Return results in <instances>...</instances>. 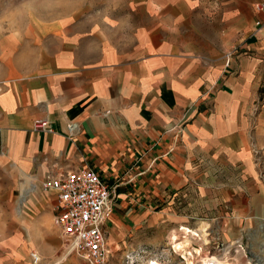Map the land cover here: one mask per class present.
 I'll return each mask as SVG.
<instances>
[{
	"label": "rangeland",
	"instance_id": "obj_1",
	"mask_svg": "<svg viewBox=\"0 0 264 264\" xmlns=\"http://www.w3.org/2000/svg\"><path fill=\"white\" fill-rule=\"evenodd\" d=\"M261 4L264 0H0V49L15 37L17 53H47L50 68L40 74L52 73L53 63L65 57L71 70L142 67L154 84L200 85L202 91L237 55ZM259 93L263 100L264 85ZM257 140L261 143L260 135ZM223 165L192 182L188 195L177 197L152 225L125 236L106 234V264H183L171 251L172 236L186 243V251L202 248L201 258L213 257L216 264H264V148L254 142L236 166ZM16 170L0 148V264H32V252L39 264H86L59 238L53 200L41 191V180ZM251 175L260 190L250 191ZM182 228L201 241L182 238ZM159 256L161 263L154 258Z\"/></svg>",
	"mask_w": 264,
	"mask_h": 264
},
{
	"label": "crops",
	"instance_id": "obj_2",
	"mask_svg": "<svg viewBox=\"0 0 264 264\" xmlns=\"http://www.w3.org/2000/svg\"><path fill=\"white\" fill-rule=\"evenodd\" d=\"M18 41L0 49V148L21 176L41 182L62 171L97 172L116 195L110 238L152 225L192 182L212 167L236 166L252 143L264 148V25L202 91L154 84L142 67L71 70L65 57L40 74L49 56L17 53ZM255 180L250 191L261 189Z\"/></svg>",
	"mask_w": 264,
	"mask_h": 264
},
{
	"label": "built area",
	"instance_id": "obj_3",
	"mask_svg": "<svg viewBox=\"0 0 264 264\" xmlns=\"http://www.w3.org/2000/svg\"><path fill=\"white\" fill-rule=\"evenodd\" d=\"M255 10L257 14L263 13L264 5H256ZM263 25L264 16L255 22L254 28L257 30ZM35 123L39 124V121ZM40 124L45 126L44 122ZM40 187L43 193L52 197L53 224L59 230V238L68 252L86 264H106L110 255L106 222L113 213L116 198L113 188L90 168L47 174ZM185 230L188 229H181L182 238H185ZM179 241L177 237L175 242ZM170 248L173 252L171 245ZM179 256L184 260L182 255ZM29 257L32 264L41 261L36 252L30 253ZM154 258L161 263L160 256Z\"/></svg>",
	"mask_w": 264,
	"mask_h": 264
},
{
	"label": "bare ground",
	"instance_id": "obj_4",
	"mask_svg": "<svg viewBox=\"0 0 264 264\" xmlns=\"http://www.w3.org/2000/svg\"><path fill=\"white\" fill-rule=\"evenodd\" d=\"M185 233L188 235H191L193 237H196L199 242L201 241L202 237L199 236L196 232L185 230ZM177 240V237L172 236L170 238V245L173 249V252L179 253V255H182L184 258L183 264H216L215 259L213 257H207V258H201L202 248L197 249H190V251H186V243L185 242H175ZM199 246V245H198ZM184 251L185 253H183ZM196 261L194 262V260ZM198 259V260H197Z\"/></svg>",
	"mask_w": 264,
	"mask_h": 264
}]
</instances>
